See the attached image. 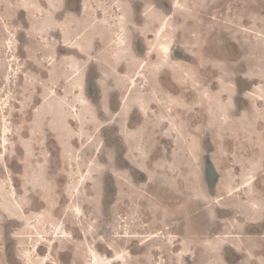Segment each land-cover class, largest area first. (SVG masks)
Wrapping results in <instances>:
<instances>
[{
    "label": "rangeland",
    "instance_id": "rangeland-1",
    "mask_svg": "<svg viewBox=\"0 0 264 264\" xmlns=\"http://www.w3.org/2000/svg\"><path fill=\"white\" fill-rule=\"evenodd\" d=\"M173 6L180 7L179 1ZM256 6L253 32L245 27L242 34H249L243 51L222 58L220 74L226 84L221 79L217 91L202 93L203 100L213 101L221 122L231 110L229 84L250 89L246 54L248 73L259 80L250 94L264 95L259 89L264 82V10L258 14ZM21 7L35 13L37 4L0 0V264H98L106 257L111 264H264V104H249L238 96L237 112H243L232 127L235 133L225 124L217 126L227 141L220 144L213 137L216 148L198 131L185 132L181 100L165 103L170 110L163 112L171 118L167 137L123 132L132 142L129 160L148 162L155 174L140 183L119 177L107 195L108 146L84 95L83 62L72 55L55 60V42L41 34L34 17L28 28L14 18ZM235 20L229 16L222 24ZM52 24L46 19L41 28L49 31ZM66 29L64 24V34ZM88 37L68 41L65 35L63 44L86 53ZM154 39L159 55L152 70L157 72L170 64V40H162L159 29ZM114 47L115 53L122 52L119 35ZM72 65L78 69L73 74ZM170 65L174 71L179 68ZM151 98L152 91L147 98L123 96L121 116L135 100L146 107ZM204 155L220 171L217 186L202 182ZM186 161L187 166L180 164Z\"/></svg>",
    "mask_w": 264,
    "mask_h": 264
},
{
    "label": "flooded vegetation",
    "instance_id": "flooded-vegetation-1",
    "mask_svg": "<svg viewBox=\"0 0 264 264\" xmlns=\"http://www.w3.org/2000/svg\"><path fill=\"white\" fill-rule=\"evenodd\" d=\"M178 1L180 7L175 8L173 5ZM35 2L37 4L35 13L21 7L23 11L15 13L14 18L28 28L30 17H34L41 34L50 35L55 42V60L56 56L72 55L83 62L84 95L101 121L99 134L108 146L104 154L106 175L111 179V184L106 185L107 195L115 188L119 177H122V180H126L127 177L130 181L137 180L140 183L149 181V173L155 174L148 162L133 163L129 160L127 155L130 153L132 142L123 138V132L135 130L138 136L144 133L147 136L167 137L171 118L166 115L167 112H163L170 110L165 103L172 105L171 100L179 102L181 100L185 106L178 107L186 110L185 113L182 112L185 132L188 129L198 131L200 136L207 138L212 145H215L213 137H219L220 144L227 141L217 133V126L225 124L231 133H235L232 127H236V122L240 120V114L243 112V110L237 112L238 96L249 104L257 105L258 102L264 104V95L251 96L255 94L254 87L259 84V80L248 73L249 54L245 55L247 56L245 72L248 78L246 85L250 89L246 90L244 87L237 89L235 84H229L232 85V104L224 122L220 121L217 113H214L216 106L213 101L208 99L213 106L211 107V104L206 106L207 101L202 98L204 90L209 93L218 90L219 80H223L220 74L222 58H235L241 50L243 51L242 41L249 40L248 33L246 36L242 35L245 27L248 32H253L251 27L256 12L252 6L258 5L256 6L258 14L264 10L259 0H35ZM239 9V13H235ZM229 16L236 19L230 22L231 27L222 24ZM46 19L53 23L49 31L41 28ZM64 24L67 25V34L62 30ZM158 29L162 40H170L167 58L170 64H178L179 68L175 71L170 64L161 66L157 72L152 70L159 55L154 39ZM109 34L113 36L110 37ZM65 35L68 41H81L89 35L86 53L64 46ZM116 35L122 39L123 48L120 54L114 51ZM245 53H248L247 50H244ZM223 82L226 84L224 80ZM151 91L154 98L148 100L144 112L137 104L132 103L128 112L121 116L123 96L139 94L147 98ZM222 93V98L225 99L226 94ZM190 104L192 109L188 108ZM199 104L204 106L202 111L194 109ZM162 144H168L167 140H162ZM171 144L174 142H170L169 148H172ZM216 148H219V145ZM214 152H210V156ZM156 162H152L151 165L155 166ZM187 163L180 162L183 166H187ZM239 165L242 166L237 163L236 167ZM239 169L237 172L240 173ZM235 170L233 167V172ZM198 171L200 173L199 166ZM184 174H187V171H183L182 177ZM238 174L235 176L238 177ZM201 178L202 182H207L211 186H217L221 179L216 163L205 155L202 160ZM255 179L256 177L253 180ZM105 248L107 251L111 250L107 243Z\"/></svg>",
    "mask_w": 264,
    "mask_h": 264
},
{
    "label": "bare ground",
    "instance_id": "bare-ground-1",
    "mask_svg": "<svg viewBox=\"0 0 264 264\" xmlns=\"http://www.w3.org/2000/svg\"><path fill=\"white\" fill-rule=\"evenodd\" d=\"M64 46H66L65 44H64ZM67 48H70V49H74V50H76V48H73V47H70V46H66ZM75 66V65H74ZM74 66L72 65L71 66V71H72V74L73 73H75L78 69H75L74 68ZM261 81H262V84L259 86V89L262 91V92H264V82H263V80L261 79ZM136 101V100H135ZM134 101V103L135 104H137L138 106H143V108L141 109L143 112L145 111V109H146V107H145V104H142L140 101H136L135 102ZM146 102V101H145ZM144 102V103H145ZM149 104V103H148ZM135 109V108H134ZM140 113V112H139ZM142 114V113H141ZM108 258L109 257H106L105 259H104V261L102 260H100V259H98L97 261H98V264H103L104 262H105V260L107 261V264H111L110 262H109V260H108ZM117 261H119V260H115V262H117Z\"/></svg>",
    "mask_w": 264,
    "mask_h": 264
}]
</instances>
